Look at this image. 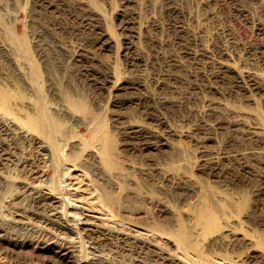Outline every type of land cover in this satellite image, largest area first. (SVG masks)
<instances>
[{
	"label": "rangeland",
	"instance_id": "rangeland-1",
	"mask_svg": "<svg viewBox=\"0 0 264 264\" xmlns=\"http://www.w3.org/2000/svg\"><path fill=\"white\" fill-rule=\"evenodd\" d=\"M0 135V220L20 181L106 227L0 264H264V0H0Z\"/></svg>",
	"mask_w": 264,
	"mask_h": 264
},
{
	"label": "bare ground",
	"instance_id": "bare-ground-1",
	"mask_svg": "<svg viewBox=\"0 0 264 264\" xmlns=\"http://www.w3.org/2000/svg\"><path fill=\"white\" fill-rule=\"evenodd\" d=\"M211 56V55H210ZM33 123H34V125H39V124H37L38 122L36 121H33ZM40 126V125H39ZM5 128V127H4ZM41 128V127H40ZM21 132V131H20ZM1 136V135H0ZM21 136V135H20ZM19 136V137H20ZM22 136H24V135H22ZM22 138V137H21ZM26 138V137H25ZM13 139H15L14 137H13ZM24 139V138H23ZM4 141V139H2V138H0V158L2 157V156H5L6 154H9V152H8V150H7V148H4V146H3V141ZM13 142V141H12ZM15 142H16V140H15ZM5 144V143H4ZM38 144V143H37ZM16 145V144H15ZM18 145V144H17ZM40 145V144H39ZM38 145V146H39ZM46 146V145H45ZM45 146H44V144L42 145H40V150H43V151H45V149L47 148H45ZM17 147V146H16ZM15 147V148H16ZM39 148H38V150H39ZM47 151V150H46ZM11 154V153H10ZM48 154V153H47ZM47 154H43V155H45V156H43V157H45V158H43L44 160H43V162H46V160H48V158H49V156L47 155ZM48 156V158H47V156ZM11 156V155H10ZM3 158V157H2ZM1 158V159H2ZM0 159V160H1ZM3 160V159H2ZM39 160H38V158L34 155V156H32V157H30V158H24V159H19L18 158V160H17V164L19 165V166H21L22 167V169H25V170H27L31 175H36V173H37V167H38V162ZM38 162V163H37ZM47 162H49V161H47ZM50 162H52V160L50 161ZM48 165V164H47ZM46 166V165H45ZM28 173V174H29ZM99 174V173H98ZM98 174H96V175H98ZM100 175V174H99ZM30 176V175H29ZM101 177V176H100ZM19 184H17L16 186H15V191L13 192V193H11V195H10V197H8L9 198V200H8V202H9V205H13L14 206V208H11V209H13V210H11L12 211V213L13 214H22L23 215V217H26V219H28V222H29V224L30 225H32V226H27V227H25V228H23L22 226L24 225H21L20 224V222L18 221V220H16L15 218H13V215H12V217L11 218H9L8 216V218H4L3 220H0V239L1 238H6V239H8V238H11V237H16L15 239H17V238H22V240H23V242H25L24 241V239H26L25 237H33L34 239H35V241H39V240H41L40 238L42 237V233H41V231L43 230V229H41V227H44V226H48V225H56V227H58V229L60 228V229H65V228H68V229H70V230H73L74 228H75V225L77 226V225H83V226H87L86 228H85V230L87 231V230H89L90 228H88V226H92V227H97V226H99V225H97V223L95 224L94 223V221L93 222H90V221H88L89 219V217L91 216V215H87L86 213H82V214H72V213H67V214H65V210L63 209V207H61V209L62 210H57L56 208L58 207V206H55L54 204L57 202V198L58 197H56V195H54L53 193H51L50 192V190L49 191H47V190H45L44 189V187H41V185H42V183L41 182H39V183H41V185L39 184H33V183H23V182H20V181H17ZM43 182V181H42ZM36 183H38V182H36ZM63 183H66L65 181L63 182ZM43 185H44V183H43ZM65 185V184H64ZM46 186H47V184H46ZM61 186V185H60ZM61 195V194H60ZM60 198V197H59ZM103 198V197H102ZM109 198H111V197H109ZM108 198V199H109ZM106 199V198H105ZM110 200V199H109ZM109 200H107V202L109 201ZM145 200V199H144ZM106 201V200H105ZM62 202V201H61ZM91 202V201H90ZM103 202H104V200H103ZM110 202V201H109ZM108 202V203H109ZM112 202H115V200H112ZM116 202H118V201H116ZM150 202V201H149ZM63 203V202H62ZM107 203V205H110L111 204V202H110V204H108ZM119 203V202H118ZM64 204V203H63ZM65 204H66V202H65ZM69 204H70V202H69ZM69 204H68V206H69ZM87 204V203H86ZM105 204H106V202H105ZM113 204V203H112ZM111 204V205H112ZM115 204V203H114ZM59 205V204H58ZM64 206V205H63ZM67 206V205H66ZM90 206V205H89ZM156 206V205H155ZM65 207V206H64ZM70 207L74 210V209H82V211L83 210H86V208H83V207H80V206H77V205H74V204H70ZM157 207V206H156ZM64 210V211H63ZM86 211H89V210H86ZM67 212V211H66ZM74 212V211H73ZM8 213V212H7ZM75 213V212H74ZM77 213V212H76ZM10 214V213H9ZM8 214V215H9ZM1 216H3V215H0V217ZM68 217V218H67ZM95 217V216H94ZM210 217H211V215H210ZM208 215H204L201 219H204V221H206L208 218H210ZM96 218H98L99 219V217H96ZM92 221V220H91ZM207 222H208V220H207ZM206 222V223H207ZM209 222H211V219H210V221ZM208 222V223H209ZM207 223V224H208ZM99 224V223H98ZM101 224V223H100ZM202 224H203V222H202ZM210 224V223H209ZM211 224H213V223H211ZM206 225V224H205ZM100 227V226H99ZM109 227V226H108ZM107 227V228H108ZM121 227V226H120ZM210 227H212L211 225H210ZM49 228H54V227H49ZM100 228H103V227H100ZM106 228V227H105ZM105 228H103V230L105 229ZM99 229V228H98ZM109 229V228H108ZM118 229V228H117ZM125 229V228H124ZM128 229V228H127ZM132 230V229H131ZM45 231V230H44ZM55 231H57L58 232V230H56L55 229ZM55 231H54V233H55ZM63 231V230H62ZM61 231V232H62ZM65 231V230H64ZM75 231V230H74ZM91 231V230H90ZM94 230H92V232H93ZM97 231V230H96ZM100 231V230H99ZM105 231V230H104ZM109 231H110V229H109ZM108 231V232H109ZM125 231V230H124ZM123 231V232H124ZM129 232H130V230H128ZM127 231V232H128ZM107 232V233H108ZM117 233H119V234H124V235H126V236H128V237H130V238H133V239H136V238H139V234H137V237L135 236V235H130V233H132V231L130 232V233H126V231L124 232V233H122L119 229L116 231ZM134 232V231H133ZM135 232H136V230H135ZM97 233V232H96ZM148 233V232H147ZM52 234V233H51ZM101 234V233H100ZM135 234V233H134ZM146 234V233H145ZM149 234V233H148ZM151 234V233H150ZM44 235V234H43ZM47 236H48V233L46 234ZM103 235V234H102ZM105 235V234H104ZM141 235V234H140ZM143 235V234H142ZM50 236V235H49ZM88 236V235H87ZM92 236V235H91ZM90 236V237H91ZM98 236V235H97ZM135 236V237H134ZM145 236V235H144ZM154 236V235H153ZM45 237V236H44ZM51 237V236H50ZM89 237V238H90ZM108 237H109V235H108ZM111 237V236H110ZM117 237V236H116ZM125 237V236H124ZM123 237V238H124ZM128 237H126V238H128ZM94 238V237H93ZM96 239H97V237H95ZM99 238V237H98ZM103 238H104V236H103ZM130 238H128V239H130ZM147 238V237H146ZM14 239V238H13ZM44 239V238H43ZM43 239H42V241H43ZM47 239H48V237H47ZM51 239V238H50ZM116 239V238H115ZM149 238H147V240H148ZM151 239V238H150ZM20 240V239H19ZM21 240V241H22ZM30 240V239H29ZM46 240V239H45ZM44 240V241H45ZM94 240V239H93ZM100 239H98L97 241H99ZM108 240V239H107ZM111 240H112V238H111ZM114 240V239H113ZM113 240H112V242H113ZM116 240H118V239H116ZM124 241V244L127 242V243H131L132 241H126L125 239H123ZM143 241V240H146L145 238L143 239L142 237L140 238V241ZM10 241V240H9ZM18 241V240H17ZM41 241V242H42ZM53 241V240H52ZM96 240H94V242H95ZM106 241V240H105ZM119 241V240H118ZM122 241V240H121ZM126 241V242H125ZM141 241V242H142ZM150 241V240H149ZM33 242H34V240H33ZM33 242H31V243H33ZM56 242V241H55ZM91 242H92V240H91ZM117 242V241H116ZM22 243V242H21ZM36 243V242H35ZM42 243H44V242H42ZM45 243H46V241H45ZM52 243V242H51ZM93 243V242H92ZM109 243H111V242H109ZM126 243V244H127ZM133 243V242H132ZM143 243H144V241H143ZM151 243V242H150ZM55 245L57 244V243H54ZM66 244V243H65ZM101 244V243H100ZM105 244V243H104ZM113 244V243H112ZM117 244V243H116ZM124 244H123V246H124ZM94 245V244H93ZM92 245V246H93ZM128 245V244H127ZM147 245V244H146ZM91 246V245H90ZM112 246V245H111ZM120 246V245H119ZM122 246V245H121ZM135 246H137V245H135ZM142 246H143V244H142ZM148 246H150V244H148ZM147 246V247H148ZM154 246H156V244L155 245H153V247ZM98 247V246H97ZM97 247H94L93 246V250H92V252L93 251H95V248H97ZM127 247V246H126ZM140 247V246H139ZM146 247V246H145ZM158 247V246H157ZM63 248V247H62ZM110 248V247H109ZM115 248H116V245H115ZM122 248V247H121ZM120 248V249H121ZM130 247H128V249H129ZM135 248V247H134ZM133 248V249H134ZM156 248V247H155ZM110 249H112V248H110ZM123 249H125L124 247H123ZM132 249V248H131ZM136 249V248H135ZM148 249V248H147ZM146 249V250H147ZM151 249V248H150ZM150 249H148V250H150ZM153 249V248H152ZM159 249V248H158ZM160 249H162L161 247H160ZM159 249V250H160ZM71 250H73L72 248H71ZM117 250V249H116ZM115 249H114V251H116ZM146 250H143V251H146ZM97 251V250H96ZM95 251V252H96ZM129 251V250H128ZM132 251V250H131ZM142 251V249L140 248L139 249V253H144ZM153 251V250H152ZM155 251V250H154ZM233 251V250H232ZM89 252H90V250H89ZM120 252V251H119ZM118 252V253H119ZM137 252V254H139ZM158 252V251H157ZM164 252V251H163ZM167 252V251H166ZM231 252V251H230ZM237 252V251H236ZM132 253H133V251H132ZM134 253H135V251H134ZM147 253V252H146ZM151 253V252H150ZM161 253H162V251H161ZM234 253H235V251H234ZM237 253H239V252H237ZM90 254H92V253H90ZM145 254V253H144ZM148 254V253H147ZM154 254V253H153ZM158 254V253H157ZM165 254V253H164ZM168 254H169V252H168ZM232 254V253H231ZM93 255V254H92ZM150 255H152V254H149V256ZM159 255V254H158ZM173 255V254H172ZM226 255V254H225ZM227 255H229V254H227ZM226 255V256H227ZM235 255V254H234ZM238 255V254H237ZM237 255H236V257L234 256V257H232V258H234V260H233V264H237L236 262H238V260H240V258H238L237 257ZM133 256V255H132ZM135 256V255H134ZM133 256V257H134ZM140 256H142L141 254H140ZM139 256V257H140ZM154 256V255H153ZM157 256V255H156ZM161 256V255H160ZM177 256V255H176ZM175 255L174 256H171V254H170V256L168 255H163L162 257H161V260H162V263L160 262V264H179V263H177V261L179 262V258L178 257H176ZM240 256V255H239ZM145 257H148V256H145ZM151 257V256H150ZM229 257H230V255H229ZM228 257V258H229ZM153 258V257H152ZM157 258H158V256H157ZM220 258H222V257H220ZM226 259V261L227 260H229V259ZM231 258V259H232ZM93 259V258H92ZM137 259H139V258H137ZM136 259V260H137ZM140 259H142V258H140ZM144 259V258H143ZM147 259V258H146ZM153 259H155V258H153ZM152 259V260H153ZM159 259V258H158ZM148 260H149V262L151 261V258L149 259L148 258ZM135 261V260H134ZM138 261V260H137ZM154 261V260H153ZM232 261V260H231ZM93 262V261H92ZM140 262V261H139ZM148 262V261H147ZM146 262V263H147ZM152 262V261H151ZM187 262H189V261H187ZM186 262V263H187ZM229 262H230V260H229ZM228 262V263H229ZM242 262V261H241ZM91 263V262H90ZM155 263V262H154ZM158 264H159V262H157ZM183 263V262H182ZM185 263V264H186ZM239 263V262H238ZM86 264V263H85ZM188 264V263H187ZM191 264V263H190ZM217 264V263H216Z\"/></svg>",
	"mask_w": 264,
	"mask_h": 264
}]
</instances>
